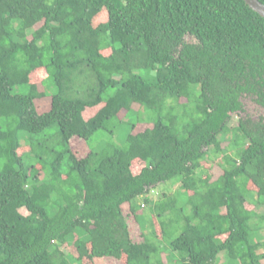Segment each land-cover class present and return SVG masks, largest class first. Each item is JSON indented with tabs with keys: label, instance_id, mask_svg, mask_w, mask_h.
Here are the masks:
<instances>
[{
	"label": "trees",
	"instance_id": "obj_1",
	"mask_svg": "<svg viewBox=\"0 0 264 264\" xmlns=\"http://www.w3.org/2000/svg\"><path fill=\"white\" fill-rule=\"evenodd\" d=\"M245 97L264 107V18L245 0H0V264H264V119L232 126ZM125 124V146L74 151ZM211 148L236 151L216 180Z\"/></svg>",
	"mask_w": 264,
	"mask_h": 264
},
{
	"label": "rangeland",
	"instance_id": "obj_2",
	"mask_svg": "<svg viewBox=\"0 0 264 264\" xmlns=\"http://www.w3.org/2000/svg\"><path fill=\"white\" fill-rule=\"evenodd\" d=\"M53 90L49 89L50 94H54L56 92V89L54 86H52ZM40 89H42V86H40ZM21 92L24 93V91L19 90ZM52 96V95H51ZM182 102H186V99H182ZM243 101V106H244V112L237 115V116H233V125H235V123H237L240 119H245V118H252L255 120H258L261 117H264V110L262 109L261 106L257 105L254 103V101L251 98L245 97L242 98ZM37 108L39 113H44L50 110L51 108V98H44L43 100L37 101ZM193 105V103H191ZM192 105L188 106V107H184V106H177L175 109V113L177 116H179L180 120H179V128L182 130L183 129V124H185L188 121V118L186 117V110H191ZM194 106V105H193ZM140 110V107L136 106L135 107V111ZM141 116L143 117H149L147 116L143 111L140 113ZM135 118H137L136 115H134L133 120H135ZM115 124V123H114ZM128 124H125L124 126H121L120 128H118L117 130H115L114 135L112 133H107L104 131H100L98 133H96L90 140L89 142H85L82 139L77 138V140H73L72 145H73V149L74 151L77 153L78 157H85L87 156V151L84 147L87 145L90 149H94V150H100L102 149L104 146H106L109 143L115 144L116 146H125L127 144V138L129 134V129H128ZM152 124L148 123L147 121L145 123H141L140 125H138L135 129L134 132L139 133L142 132L144 130H146L147 128H151ZM59 133V127L58 126H53L50 129L46 130V132L44 133V135H57ZM228 135H221L219 138V145L216 146V149H224L226 147H228L230 145L229 139H226ZM232 149L234 148L233 146L231 147ZM84 151H83V150ZM209 156L207 157V159H205V161L203 162V165L206 168H211L212 166V180H216L219 176L222 175L223 170L220 167V164L222 162V159L225 157V155L227 153L231 154V156L233 158L236 157V151L234 150H227L226 152H222V153H215L213 148L209 149ZM209 161V162H208ZM217 163V164H216ZM173 181H177L173 180ZM170 183V184H169ZM166 183V185H162L161 187H157L156 189H152L150 191V193L148 194L149 197L153 200H159L163 197V194L165 193H171L173 194L175 189V186L173 185L174 182H169ZM140 205L143 207L145 206V201L141 199L139 200ZM250 208H254L253 206H250ZM125 216L127 217L129 223H130V227H131V231H132V235L133 238H135L137 241H143V237H142V230L140 229L139 225L136 223L133 215L131 214L130 211V206L129 204L123 205L122 207ZM145 209H147V207H145ZM258 213H262V211H264V207L259 206L255 209ZM148 214V213H145ZM144 221L149 222V218L148 216H145ZM260 232H258V238L257 241H259L260 239H264V230H258ZM170 241V240H169ZM169 241L167 240L165 243L169 244ZM64 247H66L67 250L72 251L74 254H76L75 248L71 245H65ZM262 252V250L260 251ZM165 254H163V258H164ZM226 257V256H225ZM224 256L223 254L221 255V260H223ZM102 259V260H101ZM85 264H121L120 261L115 260V259H108V258H98L96 260H92L89 262H85ZM217 264H231L230 261L228 260L225 261L224 263H221V261L218 259L217 260Z\"/></svg>",
	"mask_w": 264,
	"mask_h": 264
},
{
	"label": "water",
	"instance_id": "obj_3",
	"mask_svg": "<svg viewBox=\"0 0 264 264\" xmlns=\"http://www.w3.org/2000/svg\"><path fill=\"white\" fill-rule=\"evenodd\" d=\"M245 2L264 18V4L260 0H245Z\"/></svg>",
	"mask_w": 264,
	"mask_h": 264
},
{
	"label": "flooded vegetation",
	"instance_id": "obj_4",
	"mask_svg": "<svg viewBox=\"0 0 264 264\" xmlns=\"http://www.w3.org/2000/svg\"><path fill=\"white\" fill-rule=\"evenodd\" d=\"M255 104H257L256 102H254ZM258 105V104H257ZM260 106V105H259ZM262 107V106H261ZM262 109L264 110V107H262ZM237 116V115H236ZM252 119V118H251ZM262 119H264V117L259 118L258 120L252 119L253 122H259Z\"/></svg>",
	"mask_w": 264,
	"mask_h": 264
}]
</instances>
